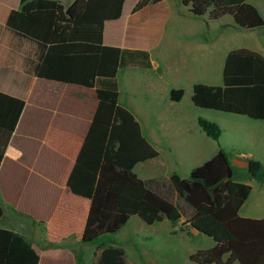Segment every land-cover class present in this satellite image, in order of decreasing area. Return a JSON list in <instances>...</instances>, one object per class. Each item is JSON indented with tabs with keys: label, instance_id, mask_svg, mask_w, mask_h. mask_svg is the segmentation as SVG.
<instances>
[{
	"label": "trees",
	"instance_id": "obj_1",
	"mask_svg": "<svg viewBox=\"0 0 264 264\" xmlns=\"http://www.w3.org/2000/svg\"><path fill=\"white\" fill-rule=\"evenodd\" d=\"M61 0H22L6 25L15 38L27 43V74L57 83L93 88L99 105L90 131L70 176L68 186L91 201L83 241L94 244L116 235L133 217L154 226L165 220L184 222L214 239L213 248L191 255L196 264H264V218H247L241 209L253 191L236 179L230 154L220 149L211 159L192 169L188 178L141 179L138 164L159 157L134 114L120 104L118 74L121 69H153L150 53L86 42L53 43ZM127 0H88L77 17L80 26L122 17ZM251 0H183L195 18L220 20L232 16L238 28H264V17ZM223 86L196 84L197 108L264 121V56L247 48L231 51L225 62ZM184 89H174L171 100L181 102ZM26 107V101L0 91V169ZM199 126L214 141L220 125L199 118ZM252 178L264 181V165L250 159ZM4 215L0 203V220ZM40 255L23 235L0 228V264H40ZM97 264H127L125 250L102 249Z\"/></svg>",
	"mask_w": 264,
	"mask_h": 264
},
{
	"label": "crops",
	"instance_id": "obj_2",
	"mask_svg": "<svg viewBox=\"0 0 264 264\" xmlns=\"http://www.w3.org/2000/svg\"><path fill=\"white\" fill-rule=\"evenodd\" d=\"M87 1H60L53 43L86 42L150 53L153 69H121L118 80L120 104L134 114L154 147L156 131L147 117L165 120L160 128L165 133L183 118L182 110L175 108L177 102L171 100L172 90H185L181 85L188 84L194 91L196 84H207L200 77L212 76L216 68L224 72L226 58L233 50L247 48L264 56L261 48L245 44L246 34L255 30L238 28L232 16L220 20L195 18L183 0H127L120 19L80 26L76 19ZM21 3L0 0V91L26 101L0 169V203L4 210L0 222L10 213L21 220L11 228H0L26 237L39 253L40 264H81L91 253L97 263L102 250L98 248L95 253L91 247L98 242L83 241L91 201L75 195L68 186L98 109L97 91L25 72L24 56L29 53L23 55L22 50L28 44L17 40L6 27ZM138 70L147 75L141 76ZM159 158L138 164L136 174L140 166L154 167ZM247 184L253 191L241 215L264 218V190L256 193L254 185ZM258 198L263 199L262 204ZM134 218L129 223L137 220Z\"/></svg>",
	"mask_w": 264,
	"mask_h": 264
},
{
	"label": "rangeland",
	"instance_id": "obj_3",
	"mask_svg": "<svg viewBox=\"0 0 264 264\" xmlns=\"http://www.w3.org/2000/svg\"><path fill=\"white\" fill-rule=\"evenodd\" d=\"M264 17V0H254L253 3ZM205 27V25H204ZM246 43L250 48L264 50V28L246 34ZM23 55L31 52L26 45ZM141 76L147 72L138 70ZM208 85L223 86V71L215 69L212 76H201L200 79ZM176 87V86H175ZM186 95L175 108L182 110L183 118L175 121L168 133L161 131L165 120L160 117L148 116L152 121L155 132V148L160 158L152 168L140 166L137 175L141 178L169 177L178 173L188 178L191 170L205 160L211 158L218 149L229 152L236 177L245 183H251L256 189L264 190V184L251 177L248 168L250 159L259 160L264 165V122H256L244 116L197 108L192 101L193 90L188 84L181 85ZM200 117L218 123L223 131L219 141L209 138L199 126ZM192 150V151H190ZM247 154H252L250 157ZM263 199H257L262 204ZM10 217L0 222V227L11 228L21 217L10 213ZM124 229L116 235H107L91 247L92 252L102 250L108 246H116L125 250L127 264H196L191 255L199 250L213 248L216 242L213 238L192 229L184 222L173 224L165 220L154 226L146 225L138 217L134 218ZM140 221V222H138ZM98 250V251H99ZM97 255V254H96ZM89 259L81 264H97L95 259Z\"/></svg>",
	"mask_w": 264,
	"mask_h": 264
}]
</instances>
